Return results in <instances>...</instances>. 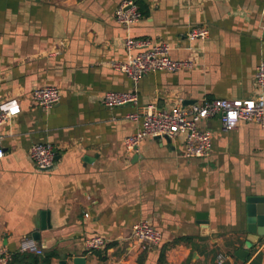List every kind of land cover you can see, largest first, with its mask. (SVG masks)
<instances>
[{"label": "crops", "instance_id": "crops-1", "mask_svg": "<svg viewBox=\"0 0 264 264\" xmlns=\"http://www.w3.org/2000/svg\"><path fill=\"white\" fill-rule=\"evenodd\" d=\"M121 1L0 0V103L17 98L21 105L0 125V256L18 252L39 230L42 255L58 254L52 264H76L77 257L85 264H140L142 254L141 264H158L163 247L165 264H216L219 254L224 264H250L260 253L264 264V237L250 244L247 221V198L264 196L259 123L241 120L225 131L219 116L204 120L213 132L208 157H187L184 136L146 137L135 150L125 143L142 128L148 104L264 95L256 80L264 61V0H135L143 18L132 25L116 20ZM198 26L209 36L187 38ZM126 38L166 42L173 58L197 65L135 82L113 67L129 59ZM45 85L61 92L51 108L33 99ZM107 91H136L139 101L107 107ZM35 143L56 148L51 170H38L31 159ZM142 219L162 233L159 245L142 248L133 236ZM94 235L106 247L89 249ZM181 238L187 239L176 242Z\"/></svg>", "mask_w": 264, "mask_h": 264}, {"label": "built area", "instance_id": "built-area-1", "mask_svg": "<svg viewBox=\"0 0 264 264\" xmlns=\"http://www.w3.org/2000/svg\"><path fill=\"white\" fill-rule=\"evenodd\" d=\"M115 17L120 24L132 25L143 18V13L135 0H122L115 10ZM261 25L264 30V9ZM208 36L209 29L204 26L194 27L186 33L190 40L206 39ZM125 46L131 51L129 59L125 62H114L113 67L124 72L135 82L153 71L178 72L197 65L190 59L173 58L172 47L166 42L126 38ZM256 80L260 89H264V61L258 65ZM33 99L42 108H51L60 102L61 92L54 85L40 86L33 91ZM101 101L107 107H120L137 104L139 95L136 91H107L101 96ZM20 113L21 105L17 98L2 101L0 125ZM214 116L220 117L222 129L225 131L237 127L241 120L256 121L264 129V95L256 99H206L202 103L183 104L172 108L148 104L145 106L142 128L126 137L125 143L129 150H135L146 137L184 136L187 157H208L213 148V132L202 126V122ZM4 156L5 148L0 138V163ZM30 157L38 170L49 171L56 164V148L51 143H35L30 149ZM132 234L142 248L153 247L163 241L162 233L146 219L133 225ZM106 245L107 240L100 235H94L86 241L89 249H102ZM19 252L42 255L44 250L34 237H26L20 243ZM1 254L0 264H7L11 254L6 250ZM225 261L224 254H219L216 258V264H224Z\"/></svg>", "mask_w": 264, "mask_h": 264}, {"label": "water", "instance_id": "water-1", "mask_svg": "<svg viewBox=\"0 0 264 264\" xmlns=\"http://www.w3.org/2000/svg\"><path fill=\"white\" fill-rule=\"evenodd\" d=\"M157 139L170 140L168 136L164 138L156 137ZM247 221H248V240L250 244H253L261 237H264V196L263 195H251L247 198ZM202 220L206 219V214L201 213ZM48 219L45 218V213L42 212V224L41 229H45L47 226ZM207 222V221H202ZM251 235V236H250ZM254 236L255 238H252ZM33 237L36 240L40 239V231L35 230L33 232ZM86 260L82 257H77L75 259L76 264H85Z\"/></svg>", "mask_w": 264, "mask_h": 264}, {"label": "trees", "instance_id": "trees-1", "mask_svg": "<svg viewBox=\"0 0 264 264\" xmlns=\"http://www.w3.org/2000/svg\"><path fill=\"white\" fill-rule=\"evenodd\" d=\"M140 10L143 11V6L139 4ZM186 240L187 238H181L177 239L176 242H180L182 240ZM98 252L100 255V258L102 260H105L106 257L101 254V252ZM166 249L163 247V249L160 252L158 264H165L166 263ZM145 254V253H144ZM57 252L55 251H48L44 255H36L32 253L27 252H15L11 255V259L8 261L7 264H52L53 259L57 257ZM145 255L142 254V256L139 258L140 264L142 263V260ZM263 258V254L260 253L250 264H261Z\"/></svg>", "mask_w": 264, "mask_h": 264}]
</instances>
